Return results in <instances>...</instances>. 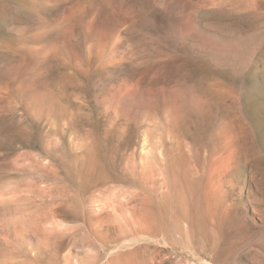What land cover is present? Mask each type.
<instances>
[{"label": "rangeland", "instance_id": "obj_1", "mask_svg": "<svg viewBox=\"0 0 264 264\" xmlns=\"http://www.w3.org/2000/svg\"><path fill=\"white\" fill-rule=\"evenodd\" d=\"M0 264H264V0H0Z\"/></svg>", "mask_w": 264, "mask_h": 264}, {"label": "bare ground", "instance_id": "obj_2", "mask_svg": "<svg viewBox=\"0 0 264 264\" xmlns=\"http://www.w3.org/2000/svg\"><path fill=\"white\" fill-rule=\"evenodd\" d=\"M33 97V96H32ZM34 98H36V95H34Z\"/></svg>", "mask_w": 264, "mask_h": 264}]
</instances>
